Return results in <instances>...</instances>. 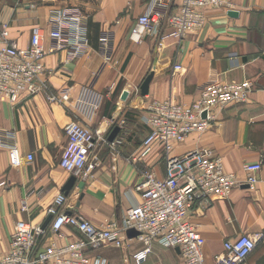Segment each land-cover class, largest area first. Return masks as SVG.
<instances>
[{"label": "crops", "instance_id": "crops-1", "mask_svg": "<svg viewBox=\"0 0 264 264\" xmlns=\"http://www.w3.org/2000/svg\"><path fill=\"white\" fill-rule=\"evenodd\" d=\"M233 2L236 17L222 9H206L204 27L181 41L161 39L169 30L162 20L155 33L135 43L129 37L130 29L149 9L150 0H0V27L6 26L8 38L19 47L29 44L33 29L47 32L50 11L64 8L82 13L89 45L86 54L76 59H69L65 50L44 58L46 91L69 88L68 103L48 102L46 91L22 95L15 105L0 101V130L14 135L22 156L33 155L31 163L12 167L9 149L0 147V256L8 251L18 221L42 226L50 208L98 228L106 221L121 222L126 209L142 201L136 187L144 173H153L158 179L165 176L161 146L154 144L143 154L142 143L148 134L142 120L144 105L166 98L190 104L198 98L202 84L217 78L225 82L250 80L254 90L245 103L217 110L209 130L174 144L171 155L182 156L208 146L221 157L225 171L236 174L240 182L226 198L212 200L207 206L196 204L189 212V221L204 239L205 261L213 264L225 241L249 235L257 242L242 264H264V0ZM180 3L172 0L167 14ZM106 32L112 37L108 59L99 53V39ZM44 43L51 45L47 38ZM4 46L0 44V48ZM174 65L182 69L174 71ZM150 72L148 94L141 97L139 86ZM88 86L104 96L91 120L73 108L80 88ZM124 91L127 97L122 100ZM110 119H122L125 125L121 129ZM72 121L99 129L105 140L96 146L97 167L86 178L59 166L66 145L64 128ZM115 127L119 132L112 141L116 142L113 149L108 138ZM256 162L263 167L255 175L257 181L248 184L242 168ZM73 175L76 180L66 194L63 188ZM81 182L83 188L78 187ZM52 219L45 227L46 235L38 241L39 248L48 244L63 247L81 237L69 226L59 234L51 233ZM142 248V242L132 237L121 247L104 244L87 254L104 259L105 264H128ZM143 264L184 261L178 249L153 242Z\"/></svg>", "mask_w": 264, "mask_h": 264}, {"label": "built area", "instance_id": "built-area-1", "mask_svg": "<svg viewBox=\"0 0 264 264\" xmlns=\"http://www.w3.org/2000/svg\"><path fill=\"white\" fill-rule=\"evenodd\" d=\"M172 0H150L149 9L140 15L130 29L129 37L139 43L156 32L162 20L169 30L161 39L173 38L181 41L197 33L205 25V10H235L233 0H181L171 14L167 10ZM47 32L39 28L32 31L26 47H19L8 38L6 26L0 27V101L15 105L22 95L34 96L46 91L43 78L44 58L57 51H67L69 59H76L88 50L87 28L84 17L77 8L53 9L50 11ZM49 39L51 45L44 41ZM111 34L103 33L99 39V53L108 59L111 52ZM174 65V71H180ZM250 80L225 82L210 79L201 85L198 98L190 104L180 103L173 98L149 100L143 107V123L148 134L143 140V154L154 144H159L164 153L165 176L158 179L146 172L136 190L142 193V201L126 209L121 222L106 221L103 228L64 212L53 216L49 231L59 234L65 226L72 227L81 237L57 247L48 244L39 248L38 241L46 235L41 225L18 221L10 236L8 251L0 256V264H105V260L90 257L88 250H95L104 244L121 247L127 240L126 232L135 230L136 239L143 248L134 253L128 264H143L150 253L153 242L164 247L178 249L184 264H208L203 254L204 239L188 219L191 208L196 204L209 205L212 200L224 199L240 182L236 174L224 169L221 157L208 146H200L182 156H173V145L183 143L192 134L201 135L215 122V112L230 105L245 103L253 92ZM50 103L66 104L70 101V89L63 88L56 93H45ZM103 94L92 87H82L74 98L73 108L84 118L91 120L103 102ZM264 113V109H263ZM204 114V116H203ZM110 119V123H114ZM123 128L125 121H115ZM66 145L59 160V166L66 172L89 177L97 167L96 146L105 140L99 129L92 130L78 121H72L64 128ZM116 142H110L115 148ZM0 147L10 152L12 167H20L33 161V155L22 156L16 146L13 134L0 130ZM261 162L246 164L242 170L246 182L254 184ZM3 186L0 183V188ZM256 239L241 235L223 243V252L214 258L213 264H242L254 250ZM42 250V252H39Z\"/></svg>", "mask_w": 264, "mask_h": 264}, {"label": "water", "instance_id": "water-1", "mask_svg": "<svg viewBox=\"0 0 264 264\" xmlns=\"http://www.w3.org/2000/svg\"><path fill=\"white\" fill-rule=\"evenodd\" d=\"M228 15H230V16H232V17H236V16H237V12H235V11H229V12H228ZM152 77H153V73L150 72V73L144 78V80L142 81L141 85L139 86V92H140V96H141V97H145V96L148 94L149 83H150ZM126 97H127V92L124 91V92L122 93V95H121V99H122V100H125ZM203 116H204V114H203ZM118 132H119V128H118V127H115V128L113 129V131L111 132V134H110V136H109V138H108V141L112 142L113 139H114V137L117 135ZM75 180H76V177L73 175V176H71V177L69 178V180H68L67 183L65 184L63 190H64V192H65L66 194H67V193L69 192V190L71 189V187H72V185L74 184ZM83 186H84V183H83V182H81V183L78 184V187H79V188H83ZM51 218H52V216L49 215V216L47 217V219L45 220V223H44L41 227H42V228H45L46 225L48 224V222L51 220ZM137 235H138V233H137L135 230H133V229H130V230H128V231L126 232V236H127L128 238L136 237ZM39 252H42V250H40Z\"/></svg>", "mask_w": 264, "mask_h": 264}]
</instances>
